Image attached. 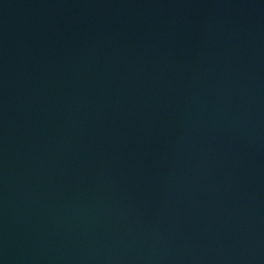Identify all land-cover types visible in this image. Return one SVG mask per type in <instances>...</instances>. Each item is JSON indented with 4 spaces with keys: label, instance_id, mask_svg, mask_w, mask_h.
Masks as SVG:
<instances>
[{
    "label": "water",
    "instance_id": "obj_1",
    "mask_svg": "<svg viewBox=\"0 0 264 264\" xmlns=\"http://www.w3.org/2000/svg\"><path fill=\"white\" fill-rule=\"evenodd\" d=\"M0 264H264V0H0Z\"/></svg>",
    "mask_w": 264,
    "mask_h": 264
}]
</instances>
